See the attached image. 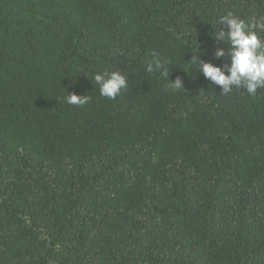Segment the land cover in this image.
Returning <instances> with one entry per match:
<instances>
[{
  "label": "trees",
  "instance_id": "trees-1",
  "mask_svg": "<svg viewBox=\"0 0 264 264\" xmlns=\"http://www.w3.org/2000/svg\"><path fill=\"white\" fill-rule=\"evenodd\" d=\"M228 10L264 0H0V264H264V89L190 62Z\"/></svg>",
  "mask_w": 264,
  "mask_h": 264
},
{
  "label": "clouds",
  "instance_id": "clouds-1",
  "mask_svg": "<svg viewBox=\"0 0 264 264\" xmlns=\"http://www.w3.org/2000/svg\"><path fill=\"white\" fill-rule=\"evenodd\" d=\"M217 27L213 32L216 41H224L228 48L217 47L214 56L224 61L217 65L211 61L201 59L202 50L197 43L193 50L190 62L197 65L196 69L202 71L206 80L219 86L223 95L233 90H244L255 96L259 89H264V12L253 10L246 17L228 10L221 15ZM230 59V63L227 61ZM158 54L147 64L148 73H159L166 80H170L169 87L173 90L183 89L180 77L175 80L169 78L168 65ZM188 72V71H186ZM94 84L99 86L100 95L108 99H116L121 91L128 86V77L122 70L95 73ZM92 80V81H93ZM69 105H84L88 102V95H78L75 92L65 97Z\"/></svg>",
  "mask_w": 264,
  "mask_h": 264
}]
</instances>
